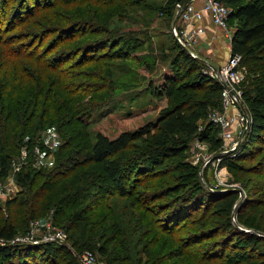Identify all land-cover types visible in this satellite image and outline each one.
I'll list each match as a JSON object with an SVG mask.
<instances>
[{
  "label": "trees",
  "instance_id": "obj_1",
  "mask_svg": "<svg viewBox=\"0 0 264 264\" xmlns=\"http://www.w3.org/2000/svg\"><path fill=\"white\" fill-rule=\"evenodd\" d=\"M12 1L1 0L0 2V46L7 48L3 50L0 48V177L4 180L9 177L12 161L20 154L21 147L25 144V138L30 137L29 145L33 144L35 139L33 135L37 129L34 124L36 121L37 125L52 126L57 124V129L61 136L64 134L65 140L64 144L59 147V161L52 169L37 170L30 166H23L21 171L15 173V182L27 193L22 192L7 200L5 207L9 214L6 216L3 215V208H0V216L3 217V220L0 218V239L4 243H0V263L20 264L29 250L31 253L40 251L41 256H39L38 263L40 257L45 260L50 257L54 261L51 264H74L70 250L65 246L40 244L38 247L31 246L29 249L24 248L26 246L21 244H9L19 232L20 227L27 224L24 217L18 222L21 212L23 213L27 206L36 210L41 199H45L40 208L42 210L49 207L54 208V224L61 225L68 218L71 221L68 226L69 230L77 229L81 224H84V227L89 226V220L94 215L91 217L85 215L86 206L80 210H73L74 206H79L88 194L91 195L92 189L99 184L102 177L112 184L107 194H115L119 197L133 195L135 189L147 181L145 179L153 181L163 177L162 169L165 162L168 158L179 157L186 151L187 141L197 135L198 122L204 117L210 105L209 96L219 97L222 86L214 79L207 78L199 68L200 60L192 57L179 45L181 51L178 58L181 61V76L179 75L178 78L177 73H173V75L170 73L165 78L163 94L167 98L166 107L161 110L137 113L134 116L130 114V119L121 121L114 134L98 133L95 142L90 144L85 132V121L83 118H78L89 105H84L79 98L84 96V90L87 91V94H93L96 91L104 93L110 89L104 85L105 89L101 87V89L95 90L97 88L95 83L98 80L105 81L104 84L107 85L112 84L110 65L97 64L99 61L97 53L101 48L104 50L106 47L110 48L114 44L116 45L118 40L111 36L89 40L83 47L81 45H79L80 48L77 47V54H66L65 52L63 55L59 53L51 56L54 47H45L41 50L42 44L37 46V42H35V44L37 43L36 46L34 45L35 47L32 43L22 45L19 42L22 36L14 38V35L10 34L12 33L10 30L33 16L31 14L35 9L32 4L29 6L23 3L12 13V16L8 15L9 19L7 20V6L12 4ZM69 1L63 0L60 4L64 12L66 11L65 7L69 8L75 3V0ZM79 1L83 5L84 1ZM90 1L103 2L108 5L115 0ZM181 1L179 0V2ZM218 1L231 8L230 21L236 20L238 23L232 35L231 55L240 56L241 64L254 75L260 71L255 76L251 90L245 92L251 116V124L243 148V151L246 152L251 145L257 142L264 143V0ZM83 12H85L84 18V14L79 13L78 15L77 10H69L59 16L48 12L47 15L52 18L54 25L46 29L47 32L43 39L45 40L50 35L64 33L62 43L73 41V39L81 43L85 42L89 32L95 33V30L91 29L88 32L84 27L87 26V23L82 22L81 18L89 21L91 13L95 14L96 10L84 8ZM72 19L77 21L71 22ZM90 22L92 21L90 20ZM4 25L7 26L4 27ZM100 31L107 33L105 28H101ZM14 42L19 44L13 46ZM43 42L42 40L41 43ZM133 44L128 45L125 50H115L113 55L110 54L109 59L113 60L115 55L117 58L129 59L131 49L135 48L132 46ZM90 64H92L90 70H83V74L75 73L81 67ZM101 71L103 74L99 75L98 72ZM67 80L74 82L69 83ZM150 90L154 97L161 96L156 89L150 87ZM182 91L183 93L179 97L177 92ZM198 91H203V97H198ZM99 102L95 104V108ZM88 109L93 110V107ZM208 135V130H206L202 134L203 139H208ZM132 146H135L134 148L137 150L135 149L131 156L127 157L126 153ZM229 160L224 161L225 165L229 164ZM94 168H99L98 174L92 173ZM251 170L256 171L255 173H264L262 160L249 168V172H252ZM188 173L192 177L198 178L196 167L191 166ZM133 175L135 177L140 175V177L133 179ZM77 178H80V181H76ZM39 179L42 182L36 188ZM128 181L131 183L133 181L130 188L127 186ZM158 188L159 186L154 184L153 192ZM200 189V187L193 189L190 197L192 195V197H196L195 199H200ZM28 193L30 196H27ZM210 193L213 194L214 199L213 207H211L214 208L213 214L220 216L222 213L225 216L221 227L227 230V237L243 236L245 238L246 248L235 247L232 259H243L246 264H255L252 260L258 257L260 263L264 264V236L249 232L243 233L232 223L230 215L237 211V209L234 210V206L239 200L240 194L232 190ZM159 197L155 196L153 201L161 199ZM143 200L146 201L147 197H142L141 201ZM177 200L178 198H176ZM32 201L34 202L33 206L31 205ZM259 201L262 200L249 197L239 211L238 222L246 226L245 228L253 230L251 232L264 233V217L258 216L257 213H251V209L257 204H264ZM200 204L201 207L194 209L192 213L197 209V212L203 213L202 210L208 206V202L200 201ZM145 207L141 203V208ZM201 208L203 209L200 210ZM183 209V205L178 203L174 210L179 213V217L189 215L185 212L180 213ZM70 211L72 214H66ZM86 213H88L87 210ZM37 215L36 213L35 217ZM191 215L188 219H192L193 224L201 229L206 228V219H202L201 216L196 217L197 214ZM262 215H264V211ZM104 221L109 222V225L96 232L100 240L107 242L113 238L117 239V236H114L116 233L123 237L121 228H118V219L113 212L105 213ZM221 227L219 225L216 230H207L206 233L213 237V234L219 232ZM165 228L168 230L166 233L173 230V226H165ZM112 232L114 234H108ZM180 240L182 241V238ZM180 240L176 242V250L170 251L166 257L172 261V264H175L178 258L185 256L186 245L192 242L193 244L200 243V240L188 239L183 241L185 242L183 246ZM78 244L74 242V245L79 246ZM118 244H122V246L112 261L116 264H133L123 242L118 241ZM97 250L101 255L108 253L107 246H100ZM148 250L147 248V254ZM31 261L26 259L23 264H35L34 261ZM233 262L236 263V261Z\"/></svg>",
  "mask_w": 264,
  "mask_h": 264
},
{
  "label": "rangeland",
  "instance_id": "obj_2",
  "mask_svg": "<svg viewBox=\"0 0 264 264\" xmlns=\"http://www.w3.org/2000/svg\"><path fill=\"white\" fill-rule=\"evenodd\" d=\"M83 1V5L79 3V0H75V3L69 8H64L66 10L65 12L77 10L78 15L79 13L84 14L83 18L85 17V12H83L84 8L96 10L95 14L91 13L90 20L92 22L81 18L82 22L87 23V26L84 27L87 28L88 32L91 29L95 30V33L89 32L87 40L83 43L74 39L73 41L62 43V40H64V33L50 35V37H47L45 40L43 39L47 32L46 29L54 25L52 18L48 16L47 13L51 12L55 16H59L61 13L64 15L65 12L60 6L63 0H13L12 4L7 6L6 19L8 20V15L12 16V13H14L21 4L25 3L29 6L32 4L33 8H35L31 14L33 16L10 30V32H12L10 34H13L14 38L22 36V39L19 41L22 45L25 43H32L33 46H36L37 43V46L42 44L41 50L45 47H54L55 49L52 50L51 56L59 53L63 55L65 52L66 54H77V50L80 48L79 45L83 47L89 40L101 39L107 36H111L112 38H116L115 40H118L116 45L114 44L110 48L106 47L104 50L101 48L100 52L97 53V56H99L97 64L106 63L110 65L109 70L112 74V84L107 85L104 84L105 81L98 80L95 83V85L97 84L95 90L98 88L101 89V87L105 89V87H103L104 85H106V88L110 89H107L104 93L96 91V93L93 94H87V91L84 90V96L82 95V97L79 98L83 101L84 105H89L88 108L93 107V110L87 108L86 111L78 116L79 119L83 118L85 121V132L88 136V141L90 144H93L98 133L105 135L114 134L121 121L130 119V114L134 116L137 113L155 111L156 109L161 110L166 107L167 98L163 94L165 78L170 73H172V75L173 73H177V77L179 78L181 68V61L178 58L181 48L177 44L173 28L177 27L178 32L179 30L182 31L183 24L179 21L180 18L177 14L179 0H115L108 5H105L103 2L95 3L90 0ZM200 1L201 0H195V5L197 6ZM69 2H71V0ZM77 18L79 19V16H77ZM75 21L77 20H71V22ZM237 24L236 20H232L229 23V27L234 30ZM6 26L4 25V27ZM101 28H105L107 33H102L100 31ZM182 39L184 40V37ZM42 40L44 41L43 43H41ZM35 42L37 43L35 44ZM17 44L19 43L14 42L13 46ZM131 44H133L132 46L135 48L131 49V56L129 59L117 58L116 55L113 60L109 59L110 54L113 55L115 50H125V48ZM225 44H227V40H225ZM0 48H2V50L7 49L1 46ZM192 49V52L196 53L198 57L201 55L200 57L204 58L202 57L204 55V48H202L201 45L195 46V48ZM200 49H203V51H200ZM223 49L222 52L226 53V49ZM197 52L200 53V55ZM199 63V68L203 74L211 79L210 76L205 73L209 70V64L201 60ZM91 65L92 64L81 67V69H77L78 71L75 73L83 74V70H90L92 68L90 67ZM257 72L258 73L254 75L246 68L245 80L241 84V89L244 91V94L248 92L249 89L251 90L255 76L258 75L260 71ZM98 74L102 75L103 71L98 72ZM67 82L70 83L74 81L67 80ZM71 84L74 85V83ZM150 87L156 89L161 96L154 97V95L151 94ZM185 92L190 93L191 91ZM182 93L183 91L177 92L179 97H181L180 95ZM197 95L198 97H203V91H198ZM99 98L101 99L99 100ZM209 98L210 105L204 117L198 122L199 131L197 135L187 141V149L179 157L167 159L162 169L163 177L159 180L151 181L145 179L147 181L137 187L133 195L119 197L115 194H107L112 184L102 177L99 184L92 189L91 195L88 194L87 198L81 201L79 206H74L73 209L80 210L86 206L88 213H86L85 210V215L87 217L94 215L89 220L90 225L84 227V224H81L80 227L73 230H69L68 228L71 224L68 218H66L61 225L54 224V208L49 207L42 210L40 207L45 199H41L36 210L30 209L27 206L23 212L24 214L21 212L18 222L24 217L26 220L25 223L27 224L20 227L14 240L22 238L23 241L29 240L37 243L28 244L22 242L21 245L29 249H31V246L35 248L40 244H53L60 247L65 246L70 250V255L73 257L74 264H80V255L86 250L94 253L97 264H116L112 261V258L120 251V246H122V244H118V241H121L127 248L128 254L131 256L132 262H134L133 264H137L138 260V264H172V261H169L166 257L170 251L173 252L176 250V242L182 238L180 242L183 246L185 245L183 241L188 239L193 241L200 240V243L193 244L192 242L186 245L184 249L185 256L183 258H178L175 264H234L233 261H236L235 264H246L243 259H232V252L235 250V247L246 248L245 238L243 236L227 237V230L221 227V223L224 221L225 216L222 213H220V216L213 214L214 208L211 207H213L214 199L212 197L213 194L210 192L232 190L239 193L240 198L234 206V209L236 208L237 211L235 214L232 213L230 215L232 223L234 226L236 225L238 227V230L241 232L243 231V233L249 232L264 236L263 232H251L253 230L245 228L246 226L238 222L239 211L249 197L255 200H262L259 202H264V173H255L256 171L253 170L249 172V168L257 165L261 160L264 163V143L257 142L244 152L243 148L247 140L248 131L246 135L243 136L238 147L233 149L234 143L243 135L245 125H242L241 128V126L234 122V137L229 139L224 136L221 125L213 120L212 114L214 112L233 117H235L237 113L246 112L248 108L245 95H243V101L246 103L245 107L243 104L241 107L237 108H226V106L223 105L222 95L219 97L210 95ZM98 102L99 105L96 109L94 106H96L95 104ZM34 124L37 126L36 133L33 135L36 140H39L45 132L50 130H55L60 135L57 124L52 126L37 125V121ZM78 125L81 126L80 123H78ZM206 130H208L209 133L208 139H203L202 134ZM64 140V134L62 136L60 135L61 146L64 144ZM134 147L135 146H132V148L127 151V157L131 156L135 149L137 150V148ZM59 153L60 149L52 152V156H49L45 161V167L41 169H52L55 167L59 161ZM19 155L18 157L16 156L14 160L21 163V160H18ZM228 159H230L229 164L225 165L224 161ZM28 166L34 168L31 162L24 165V167ZM191 166L198 169V178L192 177V175L188 173ZM93 170V174L99 173V168H94ZM10 174L11 177L9 180H4L0 177V188L6 193V196L3 197V200L0 202V208H3L4 216L9 214L5 207L7 200L16 197L22 192L24 194L27 193L15 182V175L11 172ZM133 177V179H135L140 177V175L137 177L133 175ZM76 181H80V178H77ZM41 182L42 180L39 179L36 188ZM132 183L128 181L127 186L130 188L131 185H133ZM154 184L158 185L160 188L155 192L152 190ZM196 187L201 188L199 190L201 196L204 194L202 198L201 196L199 197L200 199H195L196 197H192V195L190 197L192 190ZM27 196H30V193H28ZM155 196H160L159 198L161 199L153 201ZM142 197H147V200L141 201ZM176 198H178L177 201ZM200 201L204 203L208 202V206L204 210H202L203 208L200 209L203 213L201 211L197 212L198 209L192 213L194 209L201 207ZM141 203L146 207L141 208ZM178 203L184 207L180 213L185 212L189 215L179 217V213L174 210ZM31 205H34L33 201ZM263 211L264 204H257L251 209V213H257L258 216L262 217H264V215H262ZM110 212H113L118 219V228H121L123 237H120V234L116 233L114 236H117V239L111 237L113 239L106 242L100 240L96 232L102 227L109 225V222L104 221V217L105 213ZM36 213L38 214L37 217H35ZM66 214H72V211L66 212ZM190 214H192L191 216L197 214L195 215L196 217L201 216L202 219H206V228L201 229L193 224L192 219H188ZM176 216L177 218H175ZM0 218L3 220L2 216H0ZM176 220L178 222H175ZM219 225L221 230L214 233L213 237L206 233L207 230H216ZM165 226H173V230L166 233L168 230H166ZM57 231L65 234V240L51 241V237ZM74 242L79 243V246L74 245ZM100 246H107L108 253L106 255H101L98 252L97 249ZM147 248L149 249L148 254L146 253ZM39 256H41L40 251L31 253L28 250V253L24 255V260L20 264H23L26 259L28 261H34L35 264H51L54 262L50 257L46 258V260L40 257V262L38 263ZM252 262L255 264H262L258 257L252 260Z\"/></svg>",
  "mask_w": 264,
  "mask_h": 264
},
{
  "label": "built area",
  "instance_id": "obj_3",
  "mask_svg": "<svg viewBox=\"0 0 264 264\" xmlns=\"http://www.w3.org/2000/svg\"><path fill=\"white\" fill-rule=\"evenodd\" d=\"M194 2L195 0L189 1L184 7L181 6L180 2L177 5V14L180 18L179 21L183 24L182 31L179 30L178 32L177 27L173 28L178 45L185 49L192 57L199 59L196 53L192 52V48L200 46L205 28L199 25V22L203 21L204 17L208 16L214 27L223 34L224 40H227V46L231 47L234 31L229 27L231 8L218 0H201L197 6ZM183 37L184 40L182 39ZM205 73L222 86L221 95L223 98V105H225L226 108H237L241 107L243 104L245 107L246 103L243 101V95L245 94L241 89V84L245 80L246 67L241 64L240 56H232L230 53L225 64L220 66L209 64V70ZM212 116L213 120L221 125L224 136L229 139L234 137V122L241 126V128L242 125H245L243 135L234 143L233 149H236L243 136L246 135L250 128L251 116L249 109H246V112L237 113L235 117L226 116L218 112H214ZM30 141L31 138L26 137L25 144L21 147L18 158V160H21V163H18L16 160L12 161L11 173H13V175L21 171L23 166L29 162H31L36 169L45 167L46 159L52 156V152L58 150L61 146L60 135L55 130L45 132L39 140L35 139L31 146L29 145ZM10 177L11 174L7 180H9ZM5 196L6 193L0 188V202ZM65 238V234L57 231L51 237V241H62L65 240ZM27 241L29 240L23 241L22 238H18L17 240L13 239L9 244H22V242L37 244L36 242ZM0 243L4 244L1 239ZM80 264H97L96 256L91 251L86 250L80 255Z\"/></svg>",
  "mask_w": 264,
  "mask_h": 264
},
{
  "label": "crops",
  "instance_id": "obj_4",
  "mask_svg": "<svg viewBox=\"0 0 264 264\" xmlns=\"http://www.w3.org/2000/svg\"><path fill=\"white\" fill-rule=\"evenodd\" d=\"M199 25L205 28L202 44L200 43L201 47L204 48V55L202 56L204 58H201L200 53L197 52L200 55L199 60L216 66L225 64L231 53V47L225 44L223 34L214 27L208 16L204 17ZM223 48L226 49V53L222 52ZM200 51H203V49H200Z\"/></svg>",
  "mask_w": 264,
  "mask_h": 264
},
{
  "label": "water",
  "instance_id": "obj_5",
  "mask_svg": "<svg viewBox=\"0 0 264 264\" xmlns=\"http://www.w3.org/2000/svg\"><path fill=\"white\" fill-rule=\"evenodd\" d=\"M189 1H191V0H182L180 2V4H181L182 7H184Z\"/></svg>",
  "mask_w": 264,
  "mask_h": 264
}]
</instances>
